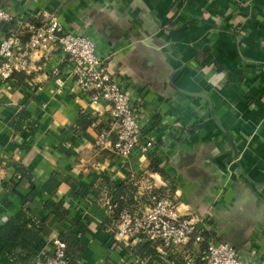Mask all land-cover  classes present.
I'll list each match as a JSON object with an SVG mask.
<instances>
[{"label":"crops","instance_id":"1","mask_svg":"<svg viewBox=\"0 0 264 264\" xmlns=\"http://www.w3.org/2000/svg\"><path fill=\"white\" fill-rule=\"evenodd\" d=\"M0 4L30 19L56 12L67 30L94 38L116 80L143 100V140L155 144L129 158L100 146V136L115 140L116 125L106 104L79 94L61 50L46 59L34 54L28 73L0 80V226L25 208L33 190L30 214L44 222L46 244L21 264L53 255L57 241L80 250V264H148L138 253L142 242H114L110 194L121 183L134 203L126 210L148 208L164 191L176 214L195 220L207 238L247 249L264 264V0ZM183 91L208 95L212 109ZM81 115L94 120L85 131L76 126ZM155 157L167 180L149 170ZM52 178L62 183L55 194L43 190ZM52 202L65 207V218L52 213ZM203 249L191 240L182 256L201 264Z\"/></svg>","mask_w":264,"mask_h":264},{"label":"built area","instance_id":"2","mask_svg":"<svg viewBox=\"0 0 264 264\" xmlns=\"http://www.w3.org/2000/svg\"><path fill=\"white\" fill-rule=\"evenodd\" d=\"M15 23L8 33L2 28ZM27 37V39H24ZM66 54L67 64L79 94L93 105L106 104L109 117L116 125V140L100 136L98 144L116 156L129 158L135 149L144 153L154 148L143 140V100L134 98L116 80L107 67L108 58L98 53L94 38L75 34L65 28L56 12H39L33 19L21 16L13 7L0 4V80L8 83L17 73H28L34 54L48 58L54 51ZM58 90L64 86L59 69L53 72ZM114 242L132 248L138 242L158 243L161 255L186 254L184 248L194 240L204 246L203 264H260L250 255L227 242L207 238L193 219L178 216L171 196L154 197L143 210H125L112 229ZM56 252L35 264H68L66 244L57 241ZM253 257V258H252ZM186 264L193 260L184 256Z\"/></svg>","mask_w":264,"mask_h":264},{"label":"trees","instance_id":"3","mask_svg":"<svg viewBox=\"0 0 264 264\" xmlns=\"http://www.w3.org/2000/svg\"><path fill=\"white\" fill-rule=\"evenodd\" d=\"M14 25L15 23L13 22L4 26L2 30L9 32ZM20 74L23 73L15 74L12 79L20 78ZM23 115L29 116V113L24 111ZM93 124V119L83 115L79 116L76 121V126L83 131L87 130ZM162 164L163 161L161 158H151L149 170L152 173L160 174L165 180H167V173ZM19 172L21 173V178L27 176V172L24 169L19 168ZM61 184L62 183L59 180L52 178L49 182L44 184L43 190L49 194H55ZM130 193V186L126 183H121L120 185H116L114 191L110 194V206L112 207L111 223L115 224L114 226L120 221L121 213L127 208H131L134 204L132 198L127 197ZM35 194L36 191L33 190L30 194L31 196L26 198L28 204L25 208L12 217L7 223L0 226V264H6V260H13L18 264L25 261H31L33 257L35 258L37 256L38 251L46 244L43 237L44 222H37L30 214L31 210L29 205L32 203ZM155 194L158 195L156 197L171 196L170 194H165L164 191H157ZM49 207L52 209V213L60 219L65 218L68 214V211L61 204L52 202ZM63 242L66 244L65 253L68 264H80L78 255L80 250L73 249L72 245L67 241ZM158 247V243L142 241L138 253L144 259L150 258L148 264H161L163 259H161L162 255L158 253ZM166 260L168 261L167 264H186L182 254H169V257ZM33 264H35V262Z\"/></svg>","mask_w":264,"mask_h":264},{"label":"water","instance_id":"4","mask_svg":"<svg viewBox=\"0 0 264 264\" xmlns=\"http://www.w3.org/2000/svg\"><path fill=\"white\" fill-rule=\"evenodd\" d=\"M180 91H182V90H180ZM184 92V91H183ZM184 93H186V94H188V95H193V96H198V97H202V98H205V99H207L208 101H209V103H210V106H211V109H212V102H211V99H210V97L208 96V95H206V94H201V93H198V94H195V93H189V92H184ZM221 127V126H220ZM222 128V127H221ZM224 132L225 133H227L225 130H224ZM228 134V133H227Z\"/></svg>","mask_w":264,"mask_h":264},{"label":"rangeland","instance_id":"5","mask_svg":"<svg viewBox=\"0 0 264 264\" xmlns=\"http://www.w3.org/2000/svg\"><path fill=\"white\" fill-rule=\"evenodd\" d=\"M155 145V144H154Z\"/></svg>","mask_w":264,"mask_h":264}]
</instances>
